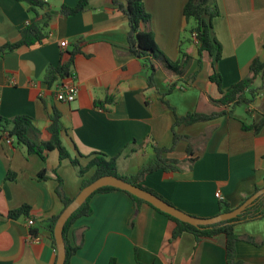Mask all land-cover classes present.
<instances>
[{
  "label": "crops",
  "instance_id": "crops-1",
  "mask_svg": "<svg viewBox=\"0 0 264 264\" xmlns=\"http://www.w3.org/2000/svg\"><path fill=\"white\" fill-rule=\"evenodd\" d=\"M186 1L143 0L159 49L173 62L181 59V50L191 54L181 76L156 62L150 85L148 69L129 51L128 18L121 9L126 0H43L37 16L23 1L0 0V46L17 41L21 29L42 13L51 14L41 42L0 53V114L29 116L39 139L46 141L50 115L57 112L61 141L71 158L84 166L93 153L115 157L118 174L125 176L152 161L156 147H170L176 132L180 139L164 157L179 160L177 169L152 171L140 182L182 211L206 218L218 214L217 191L235 208L264 186V123L256 125L264 117V78L253 83L254 102L237 106L215 105L211 99L221 94L209 79L215 70L226 90L250 74L254 58L264 60V0H216L219 14L212 25L221 57L214 68L206 53L197 65L195 43L187 41L185 31ZM80 2L82 10L62 13V6ZM73 50L70 76L78 94L62 102L55 90L63 78L48 86L44 73ZM173 82L178 85L165 93ZM192 112L215 115L173 125L175 115ZM41 170L46 178L38 177ZM93 172L89 169L83 178ZM56 175L73 199L82 178L57 150L42 160L14 138H0V264H53L56 248L46 221L63 209ZM89 204L92 213L75 219L68 230L72 244L83 238L71 264H109L111 259L115 264H227L222 233L196 238L185 231L174 238V221L146 203L135 209L122 190L96 193ZM23 205L27 213L9 215ZM28 217L34 218L32 226ZM234 232L235 259L264 264V216L235 222Z\"/></svg>",
  "mask_w": 264,
  "mask_h": 264
},
{
  "label": "trees",
  "instance_id": "trees-1",
  "mask_svg": "<svg viewBox=\"0 0 264 264\" xmlns=\"http://www.w3.org/2000/svg\"><path fill=\"white\" fill-rule=\"evenodd\" d=\"M28 4L29 10L38 14L37 8H43L45 3L43 0H20ZM84 3L80 2L74 7L62 6V13L66 15L74 14L83 9ZM121 9L127 15L128 18V44L129 51L137 58L141 59L144 66L148 69L149 74L147 82L153 85L154 75L156 73L155 63L159 62L164 67L171 70L178 76H181L184 72V68L191 58V54L187 51L181 50V59L178 61H171L167 56L159 49L156 44L154 33L149 29L148 24L150 22V15L144 7L143 0H126L125 5L121 6ZM219 14V9L216 0H187L183 7V15L186 21L185 31L187 33V41L195 43L197 50V65L201 66V58L203 54H208L212 60V66L214 68L215 62L221 57V47L214 37L212 20ZM49 12H44L40 18H36L31 24L25 25L20 31V38L15 42L6 43L0 46V53L9 52L17 49L20 46H30L36 42H41L44 34L42 29L47 26V20L50 18ZM186 41V42H187ZM181 42V41H180ZM181 46V44H180ZM77 53V50L71 51L69 57L58 64L57 66H48L44 73V82L51 86L62 78L71 75L73 66V57ZM199 70L194 71L192 74V80L195 74ZM249 75L243 79L233 83L226 90L221 88V76L215 70L209 75L210 81L214 82L221 96L218 99H211L215 105H249L256 99L257 88L253 85L257 78H264V60L254 58L249 64ZM191 81H186V84H190ZM185 82V81H184ZM181 83L183 87L186 85ZM177 82H173L167 86L165 93L171 92ZM215 114H201V113H188L185 116L174 117V123L176 124H190L199 120L211 119ZM264 123V117L259 120L256 125ZM244 127L245 124H243ZM256 127V126H255ZM48 132L50 134L49 140H40L39 131L32 122V119L26 115H17L12 118H5L0 114V138L11 139L14 138L19 145L26 148L28 153L37 154L42 160L47 156V152L50 150H57L59 158L61 160H68L69 163L77 169L78 175L82 178L81 188L93 181L94 179L102 175H115L134 185L139 186L145 190H148L160 198L162 196L157 194L154 190L144 186L140 180L144 175L162 169L165 171L176 170L179 164V160L170 159L164 157V153L173 150L175 144L180 139V136L173 131L172 145L170 147H156L155 155L152 161L142 165L139 170L130 175H119L117 172L116 158H106L103 154L93 153L92 157L88 160L86 165L82 166L78 159L71 158L69 152L64 147L61 141V125L60 116L57 112L50 115V125L48 126ZM190 153V152H188ZM191 160V158H189ZM93 169L94 172L89 178H83L85 173ZM39 178H46L44 170L38 173ZM58 185L56 187V194L63 204V208L72 200L68 198L63 190V181L56 175ZM113 190H121L112 186H103L93 192L87 200L67 219L63 227V238L65 242L66 258L64 264H71V256L81 247L83 238H80L79 242L72 244L68 237V230L80 216H88L92 213V208L89 204L90 199L96 193L109 192ZM124 191V190H122ZM133 201L135 209L140 203H146L159 213L165 215L175 223V227L172 231V237H177L181 233L187 231L195 235L196 238L200 236L211 237L213 235L222 233L225 235V250H226V262L227 264H240L235 259L234 246L238 240V235L234 232V223H228L227 221L214 224L211 227L200 229L187 222H183L172 215H169L163 211H160L149 202L144 201L141 198L134 196L133 194L124 191ZM165 200V199H164ZM167 201V200H166ZM171 204V203H170ZM232 208L224 200H219L218 214L227 212ZM63 210V209H62ZM28 212V206L23 205L17 209L10 211L9 215L17 217L20 214ZM60 213L50 216L47 219L46 227L49 231V237L52 245L55 249V239L53 235V229L55 222ZM264 216V197L259 198L255 204L248 207L237 218L233 219L238 221L253 220ZM133 218V217H132ZM55 260L53 264H55ZM109 264H115V260L111 259Z\"/></svg>",
  "mask_w": 264,
  "mask_h": 264
},
{
  "label": "water",
  "instance_id": "water-1",
  "mask_svg": "<svg viewBox=\"0 0 264 264\" xmlns=\"http://www.w3.org/2000/svg\"><path fill=\"white\" fill-rule=\"evenodd\" d=\"M103 186H112L124 191H127L134 196L143 199L144 201L149 202L151 205L163 211L173 217L187 222L195 227L200 229L211 227L214 224H218L223 221L228 223H234L240 214H242L248 207H251L255 202L264 197V186L254 192L251 196L245 199L240 205L231 210L223 213L216 214L211 217H197L191 214H188L181 209L170 204L168 201L160 198L154 193L140 188L137 185H134L118 176L115 175H102L84 187L80 189L78 194L68 203L63 210L60 212L53 229V235L55 239V248H56V261L55 264H64L66 258L65 252V242L63 238V227L67 219L87 200V198L95 192L98 188Z\"/></svg>",
  "mask_w": 264,
  "mask_h": 264
},
{
  "label": "built area",
  "instance_id": "built-area-1",
  "mask_svg": "<svg viewBox=\"0 0 264 264\" xmlns=\"http://www.w3.org/2000/svg\"><path fill=\"white\" fill-rule=\"evenodd\" d=\"M60 45L64 47L66 45V41H62ZM77 94H78V86L74 81L73 76H67L56 84L55 97L59 101L72 102L77 97ZM5 140L9 142L11 139H5ZM216 196L219 199H222V196L219 191L216 192ZM34 223L35 221L33 217L27 218L28 226H32Z\"/></svg>",
  "mask_w": 264,
  "mask_h": 264
}]
</instances>
